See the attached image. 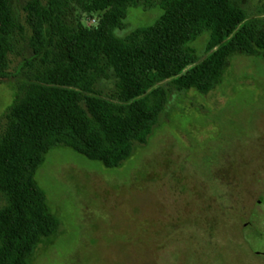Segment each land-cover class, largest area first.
<instances>
[{
    "label": "rangeland",
    "instance_id": "rangeland-1",
    "mask_svg": "<svg viewBox=\"0 0 264 264\" xmlns=\"http://www.w3.org/2000/svg\"><path fill=\"white\" fill-rule=\"evenodd\" d=\"M28 1L15 0L24 31L11 75L0 78V132L32 55ZM239 2L254 16L264 0ZM160 14L158 0L141 1L115 33L124 37ZM67 19L90 27L98 14L73 6ZM209 33L192 43L199 61L208 55ZM113 87L111 80L96 85L102 95ZM36 180L60 226L40 240L30 264H264V58L232 54L207 93L170 85L146 143L118 167L60 145L46 154Z\"/></svg>",
    "mask_w": 264,
    "mask_h": 264
},
{
    "label": "trees",
    "instance_id": "trees-1",
    "mask_svg": "<svg viewBox=\"0 0 264 264\" xmlns=\"http://www.w3.org/2000/svg\"><path fill=\"white\" fill-rule=\"evenodd\" d=\"M141 1L29 0L23 7L32 55L0 132V264H30L40 240L59 229L36 180L52 148L116 168L146 143L170 85L207 93L232 54L264 58V2L247 16L239 0H158L161 14L151 24L117 36ZM14 6L0 0V78L11 75L24 31ZM73 6L98 14L97 24L74 26L67 19ZM205 30L208 55L199 61L192 43ZM110 80L113 89L102 95L96 85Z\"/></svg>",
    "mask_w": 264,
    "mask_h": 264
}]
</instances>
